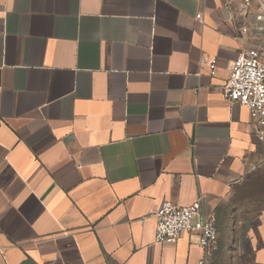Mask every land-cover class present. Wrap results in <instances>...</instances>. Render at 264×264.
I'll use <instances>...</instances> for the list:
<instances>
[{"label":"crops","instance_id":"0c3cea01","mask_svg":"<svg viewBox=\"0 0 264 264\" xmlns=\"http://www.w3.org/2000/svg\"><path fill=\"white\" fill-rule=\"evenodd\" d=\"M223 3L0 0V264H198L196 235L154 244L160 204L221 228L264 172L222 96L241 51L264 60V19ZM238 243L264 264V209Z\"/></svg>","mask_w":264,"mask_h":264},{"label":"built area","instance_id":"2783aa9c","mask_svg":"<svg viewBox=\"0 0 264 264\" xmlns=\"http://www.w3.org/2000/svg\"><path fill=\"white\" fill-rule=\"evenodd\" d=\"M224 6L247 19L255 6V21L264 19V0H224ZM201 18V13L195 15ZM242 33L247 29L243 28ZM214 75L215 62L209 64ZM223 99L229 104H238L247 109L253 135L264 162V60L258 48L241 51L232 62L226 83L222 89ZM257 166H252V171ZM156 220L154 244L172 245L184 235H196V246L203 250L198 264H208L217 251L218 229L213 219L200 216V202L179 206L172 201H163L153 215ZM1 250V247H0Z\"/></svg>","mask_w":264,"mask_h":264},{"label":"rangeland","instance_id":"374dc122","mask_svg":"<svg viewBox=\"0 0 264 264\" xmlns=\"http://www.w3.org/2000/svg\"><path fill=\"white\" fill-rule=\"evenodd\" d=\"M220 214L222 226L218 228L217 251L208 264H251L238 241L245 225L264 209V172L247 177L234 190Z\"/></svg>","mask_w":264,"mask_h":264}]
</instances>
